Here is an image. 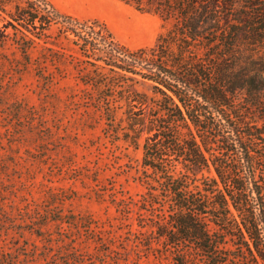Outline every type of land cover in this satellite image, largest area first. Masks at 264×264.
Returning <instances> with one entry per match:
<instances>
[{
    "label": "trees",
    "instance_id": "1",
    "mask_svg": "<svg viewBox=\"0 0 264 264\" xmlns=\"http://www.w3.org/2000/svg\"><path fill=\"white\" fill-rule=\"evenodd\" d=\"M122 1L175 24L153 48L131 53L98 20L60 21L44 0H0V47L12 39L16 72L35 65L41 89L53 98L58 69L33 64L30 53L53 23H62L64 38L85 57L78 72L102 130L142 148L138 178L146 188L138 227H117H127L122 240L113 225L63 213L54 202L15 216L0 204V264H140L133 248L170 264H260L264 0ZM24 111L31 110L21 104L10 110L5 129ZM118 204L127 219L130 203ZM10 233L35 239L7 242Z\"/></svg>",
    "mask_w": 264,
    "mask_h": 264
},
{
    "label": "rangeland",
    "instance_id": "2",
    "mask_svg": "<svg viewBox=\"0 0 264 264\" xmlns=\"http://www.w3.org/2000/svg\"><path fill=\"white\" fill-rule=\"evenodd\" d=\"M44 1L61 14L60 21L63 16L98 20L118 47L131 53L153 48L159 35L166 34L175 24L172 20L163 22L158 15L137 10L122 0ZM60 21L51 25L41 41L35 40L30 53L33 64L38 62L45 70L58 69L50 92L54 98L47 97L49 91L41 89L33 70L35 65L28 71L16 72L12 58L18 54L12 39L11 44L0 47V73L4 76L0 90V204L7 211L12 208L10 215L15 216L19 210L54 202L53 206L63 213L89 215L101 224L113 225L117 231L113 234L122 240L127 227H117L123 222L137 228L135 218L144 216L137 208L146 192L138 178L142 148L127 145L102 130L91 105L92 91L82 83L83 72H78L84 67L85 57L64 38L65 28ZM43 48H54L58 55ZM20 104L32 113L24 111L26 117L22 115L20 120L10 117L16 126L5 129L6 115L10 116V110ZM123 198L131 206L125 220L118 204ZM50 229L56 230L53 226ZM3 238L7 242L35 239L28 234L21 238L11 233ZM137 250L142 256L140 264H170L133 248L134 253Z\"/></svg>",
    "mask_w": 264,
    "mask_h": 264
}]
</instances>
